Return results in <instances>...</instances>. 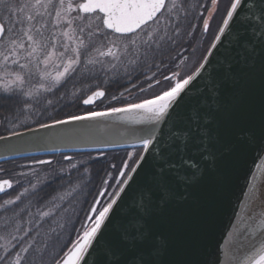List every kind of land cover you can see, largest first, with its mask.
I'll list each match as a JSON object with an SVG mask.
<instances>
[{
  "label": "water",
  "instance_id": "obj_1",
  "mask_svg": "<svg viewBox=\"0 0 264 264\" xmlns=\"http://www.w3.org/2000/svg\"><path fill=\"white\" fill-rule=\"evenodd\" d=\"M259 3L244 0L217 47L210 45L204 69L179 106L159 125L167 137L177 115L185 122L199 117L191 120V127L199 130L198 137L165 163L163 171L169 182L159 191L162 144L154 141L145 151L138 137L152 125L129 121L124 113L2 135L9 138L0 140V163L141 148L145 159L139 161L138 156L137 173L129 171L117 189L124 187L125 192L114 206L111 223L89 250L86 264H119L124 258L121 253L139 254L145 243L150 245L155 264H230L232 256L238 258L232 264H239L255 251L247 246L238 250L237 230L253 229L264 219V200L253 196L257 188L264 192V20L248 11ZM102 98L83 105L91 106ZM85 129H91V134H76ZM180 143H184L182 134ZM129 175L134 179L125 184ZM105 190H100L91 209H98ZM150 191L156 193L151 198ZM91 209L85 226L95 215ZM248 240L258 247L264 232L255 228Z\"/></svg>",
  "mask_w": 264,
  "mask_h": 264
},
{
  "label": "snow or ice",
  "instance_id": "obj_2",
  "mask_svg": "<svg viewBox=\"0 0 264 264\" xmlns=\"http://www.w3.org/2000/svg\"><path fill=\"white\" fill-rule=\"evenodd\" d=\"M243 4L244 0H230L222 25L211 44L212 49L217 47ZM217 5L218 0H211L209 18L203 20L204 32L209 30L210 19L218 10ZM0 10L10 25L0 23V86H2L0 98L32 97L33 93L25 91L24 86L33 79H36L38 84L37 92L43 90L51 93L74 74L85 78L95 77L101 73L105 76L111 74V79L114 80L121 75L131 79L135 74L137 80L143 76L151 81L155 73L153 77H149L144 69L161 67L165 55L164 45L176 43V38L180 35L181 14L183 12L185 16L187 15L185 0H0ZM248 11L252 17L264 20V0H260L258 6H250ZM240 23L244 25L245 21ZM22 58L23 62H21ZM158 58L159 63H157ZM206 62L207 56L191 74L181 76L180 73L175 72L172 77L163 76V81L167 82L166 86L151 98L105 111H90L83 115L69 116L67 119H56L51 124L41 123L39 127L51 128L75 121H97L119 113H124L129 121L149 123L152 126L142 129L138 138L145 151L154 141L162 144L159 150L162 161L159 165L161 168L157 189L159 191V188L166 187L169 182L163 171L165 163L173 155L187 150L190 143L198 137L199 130L191 127V120L199 117L193 116L185 122L177 115L167 137L164 136L159 125L164 123L166 118L171 117L172 110L179 106L183 94L200 75ZM155 82L161 83L160 80ZM152 87L153 84L149 82L148 88ZM140 91L145 89L141 87ZM104 96V91H94L82 102L85 105L92 104L96 98ZM112 99L116 97L113 96ZM48 103L51 104V101ZM29 107L31 105L25 101V109ZM183 123H187L188 126L181 128L180 125ZM76 134L90 135L91 129L80 130ZM181 134L184 137L183 145L180 143ZM12 135H21V133L13 132ZM8 138L0 136V140ZM65 159L70 161L71 157ZM144 159V155L141 154L139 161ZM37 163L51 164L52 161H37ZM124 167H128L127 163ZM139 167V162H136V166L130 171L137 173ZM71 168L78 170L77 164H71ZM3 171L0 169V172ZM64 172L65 169L60 168L55 174ZM88 172L89 169L85 167L81 177ZM133 179V176L129 175L124 183L127 184ZM46 182L45 177L44 183ZM20 183L19 180L16 181V184ZM30 186L35 194L40 190L41 181L38 178L37 183L30 182ZM13 188L12 179H0V193L8 197L7 199L0 197L2 199L0 264H86L89 250L99 242L98 237L103 235L104 230L111 223L110 216L114 206L125 192V188L121 187L101 209L97 210L93 207L91 211L97 214L89 217L92 221L91 227L85 228L75 239L64 241L63 233L71 221L58 217L57 211L40 212L33 219L25 221L23 214L26 207L17 211L10 206L19 207L18 202L29 189L24 188L13 197L8 192ZM155 194L150 191L149 198ZM253 196L264 200V192L259 188L255 190ZM57 198L54 195L48 201L53 209L60 208V205L55 203ZM27 215L33 214L28 212ZM255 228L264 232V219L257 221ZM255 228L246 227L237 230L239 236L243 237L239 239L238 236V250H243L246 246L255 248V251L239 264H264V241L259 242V246L256 247L248 240V236L254 234ZM121 256L124 258L119 264H155L150 245L146 243L139 254L132 252L125 256L121 253ZM229 260L232 264V261L238 258L232 256Z\"/></svg>",
  "mask_w": 264,
  "mask_h": 264
},
{
  "label": "trees",
  "instance_id": "obj_3",
  "mask_svg": "<svg viewBox=\"0 0 264 264\" xmlns=\"http://www.w3.org/2000/svg\"><path fill=\"white\" fill-rule=\"evenodd\" d=\"M185 2L187 15L185 16L183 12L181 14L180 35L176 38V43L164 45L165 55L163 57V64L159 69H144L149 77H153V73H155L151 81L146 80L143 76L137 80L135 74H133L131 79L121 75L115 80L111 79V74L105 76L103 73L95 77H84V88L87 94L96 89H103L105 91L103 100L97 103V110L124 106L128 104L123 98L127 92H140L141 87L144 88L149 82L154 83L156 80L166 82L163 81V76L177 72L183 63L181 59L184 56H190L192 53L191 46L196 43L202 45L201 55L203 58L223 21L230 0H218V10L213 13L207 32L203 30V20L209 18L211 0H185ZM0 19L3 22L4 18L1 13ZM213 25H216V31L214 33L211 31ZM157 63H159V58ZM188 74H191V72ZM184 75L187 74L184 73L182 76ZM73 80L72 83H80L81 76L74 74ZM129 89L130 91H128ZM119 91H121V94H118ZM0 92H2L1 87ZM113 96L116 99H112ZM137 96H140V94ZM137 101L132 100L129 103H135ZM0 105H2L1 101ZM87 110H91V107H88ZM125 153V150L77 152L40 156L35 157V159L24 158L0 163V169L4 170L0 173L4 177L3 179L13 180L14 188L8 191L11 196L14 197L19 192H22L24 188L29 189L28 193L18 202L19 207H10L15 208L17 211H19V208L26 207V211L23 214L25 221L33 219L40 212L57 211L58 217L71 221L63 233L64 241L75 239L77 235L82 234L85 228L91 227V225L84 227L89 210L102 188H106L104 197L113 188L114 181L126 158ZM67 156L71 157L70 161L65 159ZM41 159H48L52 163H37ZM71 164H77L78 170H73ZM20 165L23 166L19 167ZM112 165H115V167H112ZM85 167L89 169V172L81 177V173L84 172ZM60 168H64L65 172L56 175L55 172ZM20 171L27 175H18ZM45 177L47 178L46 183H44ZM38 178L41 181L40 190L33 194L30 182L37 183ZM17 180L21 183L16 184ZM54 195L58 197L55 203L60 205L59 209H53L52 205L48 202ZM0 197L4 199L8 198L4 194ZM0 203H2V199H0ZM65 209L67 210L66 212ZM28 212H31L33 215L28 216ZM9 215H11V212Z\"/></svg>",
  "mask_w": 264,
  "mask_h": 264
},
{
  "label": "flooded vegetation",
  "instance_id": "obj_4",
  "mask_svg": "<svg viewBox=\"0 0 264 264\" xmlns=\"http://www.w3.org/2000/svg\"><path fill=\"white\" fill-rule=\"evenodd\" d=\"M3 23L6 26H10L6 18H4ZM172 75L167 76L171 77ZM73 76H70L66 82L58 89H54L51 93L44 92L43 90L37 92L38 84L36 79H33L29 84L24 86L25 91H31L33 93L32 97L17 96L13 98H0L2 102V105H0V135L35 127L52 120L97 110L98 102L90 106L91 110H87L88 107L83 105V99L90 93L87 94L85 91L84 77L81 76L80 83H72L74 81ZM154 83L155 85L152 88H147L148 86L144 87L145 91L130 92V96L124 100L129 103L132 100L140 101L150 98L167 84V82H161L160 84ZM0 87L2 89V86ZM139 94L140 96H137ZM25 101L31 107L25 109ZM49 101H51V104L48 103ZM137 154V151H134L133 157L130 160L134 159Z\"/></svg>",
  "mask_w": 264,
  "mask_h": 264
},
{
  "label": "rangeland",
  "instance_id": "obj_5",
  "mask_svg": "<svg viewBox=\"0 0 264 264\" xmlns=\"http://www.w3.org/2000/svg\"><path fill=\"white\" fill-rule=\"evenodd\" d=\"M0 13L2 14L3 18H6V16L3 15L2 10H0ZM211 31L213 33L216 31V25H213L212 26V30ZM45 34H47V32ZM201 47H202V45L201 44L198 45L197 43L194 44V45H192L191 46L192 53L190 54V56L189 57L188 56H184L181 59V61H183V63H182L181 68H179L178 71H177L178 73H180L181 76L184 73H186V74L190 73L197 66L198 62L202 58V55H201V52H202ZM21 62H23V58H22ZM57 63H59V61H57ZM50 70L51 71H54L53 69H50ZM152 84L155 85V83H152ZM128 91H130V89ZM129 93L130 92H127L126 94H124L125 96L123 98L125 99L128 96H130ZM118 94H121V91H119ZM133 153H134V150L125 153L126 158H125V160L123 161V163L121 165V168H120V171H119V173H118V175L116 177V180L114 181L113 188L109 191V193L107 194V196H106V198L104 200V203H105L104 206L108 203V200L110 199V195H111L112 192H114L113 190H114V188H116V186L120 182V179L123 177L124 174H126V171H127V169L129 168V166L131 164V160L130 159H131V157H133ZM125 163H127V165H128L127 168L124 167ZM21 166H23V165H20L19 167H21ZM18 173H21V171L18 172ZM121 173H123V175ZM3 178L4 177L2 175H0V179H3Z\"/></svg>",
  "mask_w": 264,
  "mask_h": 264
}]
</instances>
